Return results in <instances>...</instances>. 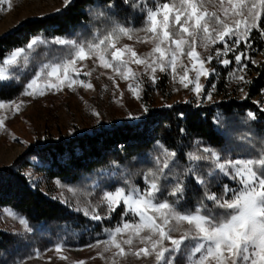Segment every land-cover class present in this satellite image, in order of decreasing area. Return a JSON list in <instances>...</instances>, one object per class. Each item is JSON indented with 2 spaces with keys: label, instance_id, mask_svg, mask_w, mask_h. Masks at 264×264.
I'll return each mask as SVG.
<instances>
[{
  "label": "snow or ice",
  "instance_id": "6c2138e0",
  "mask_svg": "<svg viewBox=\"0 0 264 264\" xmlns=\"http://www.w3.org/2000/svg\"><path fill=\"white\" fill-rule=\"evenodd\" d=\"M71 2L63 0V5ZM13 7V0H0V12ZM137 13L139 26L134 19ZM87 15L82 31L74 35H33L21 46L0 51V129L6 127L7 113H19L28 102L25 96H44L65 88L94 89L96 67L105 70L114 89L119 88L117 78L126 81L136 99L141 98L144 77L155 84L157 74L166 73L189 89L197 104L213 102L215 81L211 86L202 82L215 74L212 62L229 67L235 63L229 77L251 84L244 73L246 61L258 63L247 55L252 34L264 38V0H103L89 6ZM125 37L150 48L140 53L132 44L121 43ZM40 45L47 51L33 63ZM13 82L21 85L18 96L13 95ZM259 92L264 96V88ZM241 93L248 95L243 88ZM258 103L259 115L245 110L241 124H257L264 118V103ZM229 119L235 117L213 116L217 130L223 125L225 133ZM259 126L264 131V125ZM217 144L197 138L184 152L156 139L147 156L133 158L148 165L142 170L133 172L115 160L97 170L95 178L89 179L93 190L99 189V199L93 202L88 193L86 203L75 211L93 221L122 211L117 223L104 230V238H96L87 247L97 248L95 255L105 264H123L130 255L151 259V264H264V134L256 139L249 129L244 135H225ZM188 192L199 193L191 204ZM63 202L72 206L67 199ZM9 215L26 232L33 231L26 217ZM52 247L60 253L65 245L57 242ZM34 252L39 258V250Z\"/></svg>",
  "mask_w": 264,
  "mask_h": 264
},
{
  "label": "trees",
  "instance_id": "16d2710c",
  "mask_svg": "<svg viewBox=\"0 0 264 264\" xmlns=\"http://www.w3.org/2000/svg\"><path fill=\"white\" fill-rule=\"evenodd\" d=\"M103 0H72L71 4L61 10L32 19L25 20L8 33L0 36V51L21 46L33 35L51 37L54 35H74L82 31V22L88 19L87 8L102 4ZM212 7V4L209 5ZM131 11V10H129ZM123 18L124 13H120ZM139 26L140 17L134 14ZM32 62L44 58L47 51L43 45L37 47ZM262 52L264 54V38L257 33L252 34V45L247 53L249 56ZM253 65L251 61H246ZM231 68V67H230ZM230 68L219 67L216 94L223 100L215 105L194 106L192 104L173 105L161 109H151L140 121L123 122L110 127H95L92 133L77 135L73 138L48 140L45 144L33 148L46 165L39 167L45 173L48 185L55 191L61 185H70L77 189L62 199L60 194L55 197L47 195L39 186L33 187L22 169L5 167L0 170V207H10L27 218L31 233L4 231L0 229V264H13L25 257L35 254L34 250L53 248L57 242L66 247H83L94 242L96 238H104L105 229L114 226L120 219V211L102 221H93L77 207L86 203L91 193L93 202L99 199V189L93 190L89 177L95 178L97 170L107 167L111 161H118L133 172L147 167L146 163L134 161V157L147 156L153 150L154 141L162 139L170 145L189 151L192 141L199 138L210 141L218 146L225 135H244L249 129L253 136L259 139L264 131L259 125H264V118L257 124L247 126L240 123L245 110L251 109L259 115V109L254 107L251 97L264 88V64L255 67L259 72L254 77L249 96L244 101L232 98L229 93L231 80L228 73ZM20 74V73H18ZM21 75V79H23ZM231 78V79H230ZM14 83V96H18L21 85ZM183 113V116L180 115ZM223 113L225 117H235L228 120L227 132L224 126L218 131L213 116ZM180 128L185 132L181 133ZM259 147V145H257ZM184 163V161H181ZM60 184H57V181ZM227 182V181H225ZM64 188V187H62ZM65 191H67L64 188ZM213 190H216L213 187ZM199 193L188 192L189 204L193 203ZM67 199L71 207L63 201Z\"/></svg>",
  "mask_w": 264,
  "mask_h": 264
},
{
  "label": "rangeland",
  "instance_id": "374dc122",
  "mask_svg": "<svg viewBox=\"0 0 264 264\" xmlns=\"http://www.w3.org/2000/svg\"><path fill=\"white\" fill-rule=\"evenodd\" d=\"M13 4L14 7L11 10L0 12V36L8 33L14 25L17 26L25 20L48 15L65 7L63 0H13ZM121 43L132 44L140 53L147 52L150 48V45L138 42L135 38L129 40L125 37ZM201 51L204 55L208 54ZM251 58L258 63H252L251 66L246 63L244 74L246 79H250L252 83L243 84L237 80H231L229 93L232 94V98L234 97L238 101L248 98L250 87L254 84L253 78L259 76V72L254 68L264 64L262 52L251 56ZM184 59L187 61V57ZM88 67L92 68L93 65L89 63ZM133 67L136 66L133 65ZM211 67L216 69L215 74L209 77L208 81L202 78V82L211 86L210 82L215 81L213 102L205 101L202 104H197L194 94L189 89L183 88L178 80L174 82L171 76L166 73H158V80L155 84L150 83L148 78L144 77L141 98L136 99L128 90L126 81L117 78L119 88L114 89L112 82L103 74L105 70L99 67H96L92 72L94 89L78 87L75 90H69L65 88L59 92H45L44 96H25L23 99L28 102L19 113H7L6 127L0 129V170L5 167L22 169L33 187L39 186L51 197L60 194L64 199L66 195H69V192L62 187H59L56 193L52 190L47 183L45 173L39 169L47 162L37 155L33 148L45 144L48 140L67 139L92 133L95 127H110L125 121L130 123L140 121L151 109H161L169 107V105L184 103L194 106L215 105L223 100L222 96L216 94L219 67H230L215 62H212ZM235 67L236 65L233 63L229 71ZM105 85L107 87H104ZM241 88L248 93L246 97L242 96ZM251 101L254 107L260 110L258 101L264 103V96H261L259 92L251 97ZM144 107H147L148 111L145 112ZM93 109L100 115L96 116ZM129 112L133 115L129 116ZM24 141L28 143H23ZM9 212L19 214L10 207H0V229L13 232L25 231L19 220L9 215ZM45 249L39 250L41 254L39 258L34 254L29 259L20 261L21 264H73L77 260H83L84 264H105L104 260L96 257L95 253L98 249L95 247L86 245L69 248L65 246L60 253H56L54 248ZM49 256L52 257L50 261L47 260ZM62 256H66L67 259H62ZM123 264H151V259L138 260L130 255L123 261Z\"/></svg>",
  "mask_w": 264,
  "mask_h": 264
}]
</instances>
